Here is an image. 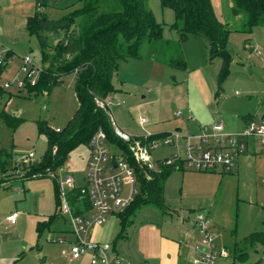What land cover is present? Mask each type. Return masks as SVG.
<instances>
[{
  "label": "rangeland",
  "instance_id": "obj_1",
  "mask_svg": "<svg viewBox=\"0 0 264 264\" xmlns=\"http://www.w3.org/2000/svg\"><path fill=\"white\" fill-rule=\"evenodd\" d=\"M76 1L72 0L73 3ZM211 3L215 16L229 32L227 77L220 82L222 59L210 57L205 39L191 36L180 42L177 30L171 28L175 23L173 11L162 8L159 0H147L145 7L161 24L163 38L161 41L143 40L138 49V59L119 64L113 81L120 86L119 98H113L109 107L114 124L120 130L137 137L178 127L184 134L195 135L200 133L201 127L206 129L215 124L213 122H222L219 124L225 132L235 134L244 129V118L249 114L255 121L259 119L264 100V27L257 25L250 32L245 30L246 15L236 9L232 0H211ZM83 6L81 2L72 11L81 10ZM101 7L108 12L115 5L111 2ZM34 10L42 11L36 6V0H0V49L3 57L7 52L13 55L0 75V113L5 111L9 114L15 125L12 129L0 117V164L8 161L1 150L12 154L17 162L20 161L18 157H25L29 152L34 153V160L40 159L47 143L37 132V122L45 121L53 128L63 127L78 107L74 74L63 76L49 95L34 96L28 87H18L25 81L26 74L22 71L25 56L31 58L35 67L42 65L37 39L29 36L26 30V18L32 16ZM68 11L55 10L44 14L49 19L58 20ZM63 36L61 31L48 33V45L55 46ZM169 61L184 62L186 68L171 65ZM39 77L40 72H36L35 80ZM118 77L126 79V82L119 83ZM5 84L9 87L5 88ZM178 112L181 115L175 117ZM142 117L147 119L143 126L139 123ZM189 117L193 120L190 121ZM248 144H252L249 149L251 156H239L232 173H174L164 185L165 208L144 206L133 219H151L164 224L163 228L167 222L166 226L171 228L166 233L175 228L176 234L191 229L197 237L192 224L196 216L202 214L216 236V251L220 252L222 248L227 254L234 243H242L252 233H264V145L258 144L257 140H249ZM107 147L110 154L120 155L115 146L108 144ZM167 151L168 148L155 150L153 158H164ZM87 158H90L87 146L76 148L68 156L75 187L85 185ZM53 181L52 178H43L0 184V213L4 212L0 215V222L11 210H17L20 216L11 247L7 248L6 254L1 255L0 252V264H16L11 257L18 253V246H23L25 260L22 264H38V256L45 255L47 245L59 250V243H52L55 237L70 238L68 232L52 230L41 232L38 238L35 231L36 223L44 218L37 213L44 199L41 200L40 194L36 193L52 188ZM13 183L17 185L12 186ZM59 183L64 192L69 190L63 184L62 175L58 177ZM75 190L72 191L76 195ZM90 215L88 212L85 217ZM57 222L66 226L60 219ZM198 240L188 243L184 251L194 255ZM50 248L54 250V247ZM247 251L249 263L264 264V246L256 244ZM215 264H231V260L218 258Z\"/></svg>",
  "mask_w": 264,
  "mask_h": 264
},
{
  "label": "trees",
  "instance_id": "obj_2",
  "mask_svg": "<svg viewBox=\"0 0 264 264\" xmlns=\"http://www.w3.org/2000/svg\"><path fill=\"white\" fill-rule=\"evenodd\" d=\"M146 1L80 0L84 3L81 10H71L58 20H51L42 11L37 10L26 18V30L29 36L37 39L42 62L39 79L34 85L27 82L25 84L29 93L34 96L49 95L63 76L74 74V93L78 107L59 131L45 121L37 122V132L44 136L47 143V148L40 159L17 162L12 154L1 150L8 160L0 164L1 185L10 181L30 180L34 174H41L39 179L49 178L45 174L47 170H57L63 166L73 150L80 146H88L93 134L102 130L109 145L122 150L126 160L135 167L138 175L139 193L134 202L119 214L121 235L130 224V218L142 207L149 205L158 209L165 208L164 185L174 171L166 169L162 174L152 173L150 179H146L142 170L136 167L127 144L115 136L110 121L112 112L108 103L112 102L116 93L112 81L120 62L138 59V49L143 40L161 41L163 38V28L156 22L152 12L146 9ZM232 1L236 9L246 15L245 30L250 32L257 25L264 27V0ZM111 2L115 5L114 9L104 11L102 4ZM159 2L162 8L173 11L175 23L171 28L177 30L180 42L191 36L201 37L208 43L210 57L222 59L220 82L224 81L228 75L229 54L226 51V43L229 32L215 16L211 0H159ZM47 3V0H36L39 9ZM57 31L63 32L64 36L55 46L50 47L47 35ZM12 57V53L7 52L4 65L0 66V75ZM169 63L182 69L186 68L185 63L181 61ZM0 117L14 129L15 125L10 121L9 115L1 112ZM164 135L157 134L155 137ZM19 174H22L21 178L18 177ZM55 184V201L58 209L61 200L59 185ZM75 193L78 194V188ZM71 203L76 205V199L72 198ZM43 227L44 223H37V232L40 233ZM256 244L264 246V233H252L242 243H234L233 249L229 250L228 258L231 264H251L247 249Z\"/></svg>",
  "mask_w": 264,
  "mask_h": 264
},
{
  "label": "built area",
  "instance_id": "obj_3",
  "mask_svg": "<svg viewBox=\"0 0 264 264\" xmlns=\"http://www.w3.org/2000/svg\"><path fill=\"white\" fill-rule=\"evenodd\" d=\"M2 54L0 49V66L4 65L5 60ZM22 71L26 76L25 81L19 83V88L24 87L26 82L34 85L36 82L34 74L41 70L40 67L33 65L29 56H25L22 59ZM8 87L9 85L5 84V88ZM179 115L180 112L177 113V116ZM110 121L115 136L127 144L136 167L142 170L148 180L152 173L162 174L166 169L186 168L199 173H232L236 167V159L247 152L249 140H257L258 144L264 145V100L258 121L248 122L241 132L235 134L225 132L221 124L215 123L207 129L201 127L200 133L195 135L172 131L159 137H155L157 134L149 133L133 137L114 124L113 114L110 116ZM139 123L143 126L147 123V119L142 117ZM108 144L106 134L102 130L95 132L89 141L90 158L84 177L85 185L78 188L77 195L72 196L78 203L76 205H81L77 209L72 207L68 197V192H73L72 190L75 189L72 173L67 168L68 163L57 170L49 169L45 172L46 176L56 183L58 177L62 175L63 184L69 188L64 192L59 183L61 203L57 213L68 219L69 233L73 239L66 242L62 238H57L55 242L68 246L70 260H78L89 254L91 264H112L108 256L111 245L92 241L91 227L102 225L112 212H122L127 209L139 193L135 167L126 160L119 148L116 149L120 155L110 154ZM162 148L171 150L168 156L153 158L152 152ZM55 151L54 149L53 153ZM34 158V153L29 152L27 156H20L19 159L27 162L34 161ZM21 175L19 174L18 177L21 178ZM41 176L34 174L31 179H39ZM7 183L11 185L10 182ZM88 212L91 215L86 218ZM18 217L19 213L13 212L5 217V221L10 226H14ZM194 227L199 238L194 247V253L198 256L196 264H215L218 258H228L229 254L225 250L216 251V236L204 215L196 216ZM115 262L118 263L117 260Z\"/></svg>",
  "mask_w": 264,
  "mask_h": 264
},
{
  "label": "crops",
  "instance_id": "obj_4",
  "mask_svg": "<svg viewBox=\"0 0 264 264\" xmlns=\"http://www.w3.org/2000/svg\"><path fill=\"white\" fill-rule=\"evenodd\" d=\"M47 1H48V3L45 6V8L40 7V9L42 10L43 13H45L47 11L51 13L55 10L56 11H58V10L68 11L69 10L68 11V13H69L72 9H74L76 7L77 4L81 5L80 0L76 1L77 4L73 3L72 0H47ZM34 12H35V10H34ZM63 16H65V15H63ZM116 74H118V70H117ZM113 81H115V77H113ZM113 81H112V84H113L114 89L116 90V93L113 95V98L114 99L117 98V100H118L119 95H117V94H119L120 89H118V87H120V86L117 84L115 85ZM117 81L119 83L120 82H126V79H124V78L119 79V77H118ZM113 98H112V101H113ZM121 102H123V101H121ZM261 104H262V102H261ZM7 115H9V114H7ZM15 116L16 117H14V118H17V115H15ZM179 116H177V113L175 114V117H179ZM71 117L72 116L70 115L69 118H71ZM188 119L190 121L193 120V118H191V117H189ZM250 121H255V120H253V116H251L249 114L248 116H246L244 118V125H242V126L245 127V125ZM213 123L223 124L222 122H213ZM167 124H170V123H167ZM197 125L201 126V124H197ZM63 127H57L54 129L59 130V129H62ZM176 129L181 130V128L174 127L173 130L156 131V132H152L150 134H154V135L155 134H163L164 135V134L171 133L172 131H175ZM179 133H184V131L181 130V132H179ZM251 145L248 146V150L245 153V154H247V157L251 156V154L249 155V152H250L249 149H250ZM170 151L171 150L168 148L166 156H168ZM166 156H164V157H166ZM19 158L20 157H18L17 159H19ZM14 159H16V158H14ZM157 159H159V157ZM87 162H88V158H87L86 164H87ZM66 163H68V165H67L68 170L71 173H73L71 168L69 167L68 159H67ZM86 171H87V166H86ZM177 172H181V173L192 172L193 173L194 171L183 168L180 170H174L170 174V176H172L174 173H177ZM195 173H199V172H195ZM201 174H205V173H201ZM84 177H85V175H84ZM169 177H168V179H169ZM55 183H56V181L52 182V186H53L52 188H45V190H41L40 192L36 193V194H40L41 200L44 199L41 202L42 204L37 209V213L44 218H43V220H40L37 223H39V222L44 223V227H43L41 232H43L45 230H49V231L52 230L51 232H65V233L68 232L69 233L70 223H69L68 219L57 213L58 209H57L56 201H55V185H56ZM13 185L16 186L17 184L13 183L12 186ZM74 187H75V185H74ZM75 188L77 189L79 187H75ZM73 194H74V191L68 192V197H69L70 202H71L70 199L72 198ZM25 196L26 195H24V197ZM72 207L73 208L78 207V205L72 204ZM13 212H17V210H13V211L11 210L7 213V215H9ZM3 213L4 212H1L0 215H2ZM120 213L121 212H112L111 214H109L107 216L105 222L102 225H100V226L93 225L91 227V240L92 241L97 242V243H107V244L111 245V250H110L108 256H109V259H110L112 264H196L195 262H196L198 256L195 253H193L194 255L191 256L184 251V248H186L188 243L194 242V240L196 241V239H198V235L196 237V235L194 233H191V231H192L191 229H190V231L189 230L188 231H185V230L182 231L181 230L180 232H178V234H176L175 230H177V229L175 228L173 230H170L169 231L170 233H166L168 231V229L171 228V227L168 228L166 226L167 222L165 223V227L163 228L164 224H162V223L161 224L155 223L151 219L137 220V219H133L134 218V216H133L130 218L131 222H130V224H128V227H129L128 231L127 232L124 231V233L121 235L120 234V232H121V224H120L121 219L119 216ZM19 217L17 219V224L14 226H10L8 223H6L5 220L3 222H0V252H1V255L6 254L7 248L11 247L10 242L12 241L13 233L16 231V229L18 227ZM58 219H60L61 222H64L65 223L64 225H66V226L63 227L62 224H60V223L58 224V222H57ZM37 223H36V225H37ZM192 228L195 229L194 224H192ZM35 231H36L38 238H39V236L41 235V232L38 233L36 230V227H35ZM56 238L57 237H55L53 240H56ZM72 239H73V237L71 235L70 238L67 237L64 240L66 242H68V241H71ZM52 243H56V242L53 241ZM58 245L60 247L59 250H56L55 246L47 245L45 247L46 249H44L45 255L42 256L41 258L38 256V259H37L38 264H91L89 254H87L86 256H84L78 260H70L68 246L66 244H58ZM50 247H54V250H52ZM19 249H20V251H19ZM22 249H23V246H18V251H16L18 253H15V255H12L14 257H11V258L15 259L14 263H16V264H22L25 260L24 251ZM220 250H222V248H220ZM9 255H11V254H9ZM223 259H226V258H223ZM116 260L118 261V263L115 262ZM35 264H37V262Z\"/></svg>",
  "mask_w": 264,
  "mask_h": 264
},
{
  "label": "water",
  "instance_id": "obj_5",
  "mask_svg": "<svg viewBox=\"0 0 264 264\" xmlns=\"http://www.w3.org/2000/svg\"><path fill=\"white\" fill-rule=\"evenodd\" d=\"M14 117H16V116L14 115ZM175 132H181V130L180 129H176Z\"/></svg>",
  "mask_w": 264,
  "mask_h": 264
}]
</instances>
